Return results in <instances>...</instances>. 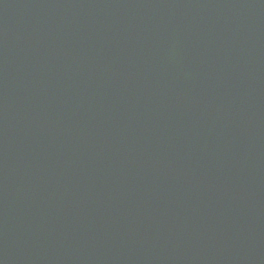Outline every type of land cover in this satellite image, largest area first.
Listing matches in <instances>:
<instances>
[{"label":"water","instance_id":"1","mask_svg":"<svg viewBox=\"0 0 264 264\" xmlns=\"http://www.w3.org/2000/svg\"><path fill=\"white\" fill-rule=\"evenodd\" d=\"M2 1H6L3 4V10L7 16L17 21L24 18L31 20L27 24L29 32H34L38 28L42 30V33L43 31L50 33L42 39L43 46H41V42L40 44L35 42L32 46L29 43L28 47L15 44V31L10 30L5 35L0 34V108L4 110L0 114V121L5 124L4 132L0 134V208L8 204L12 189L22 179L23 168L28 157L41 146L45 139L51 137H64L73 141L76 155L69 170L75 173L80 167L82 155L88 156L90 151L101 153L99 151L109 144H112L113 149L108 154L111 157H122L125 161L153 157L160 161L175 162V143L168 132L159 130V121L156 118V114L165 108L173 109L175 97H171L176 93L171 86L177 83V73L174 70L168 73V84L164 92V97L168 96L169 99L159 97L162 100L160 102L155 98V93L141 92L140 83L135 81L137 84L132 85L127 82L123 76L125 71L123 65H120L118 76L111 77L109 71L101 72L100 85H110L112 93L105 94L97 88L88 87L84 93L83 101L77 100L72 97L73 92L63 88L66 74L77 67H86L88 63L87 59L73 47L79 41L64 39L63 33L66 30L67 16L71 13V9L81 7L79 6L81 0ZM84 1L88 5L92 4L91 0ZM132 1L136 2L134 7L137 8L139 0H130L127 3L117 0V3H126L128 6ZM194 1L196 0H184V7L178 8L177 6V9L188 10L185 13L186 18H188V14L194 16V19L189 21L201 32L195 24V20L196 17L203 15L202 11L194 4L190 7L185 6V4ZM204 15L207 14L204 13ZM103 17V21H109L112 15ZM184 26H187V33L182 37V42L185 44L189 41L195 42L193 35L196 33L190 27L188 19L184 22ZM236 32L243 34L239 30ZM203 36L205 35L201 33L199 38H203ZM249 36V41H252L254 37ZM208 40L213 43L214 40L222 41V38L208 36ZM173 44L176 46L175 41ZM134 49V51H142L136 46ZM177 53L161 58L165 61L177 57V61H182ZM74 55H78L80 58L76 65H71L70 61ZM6 56H13L15 59H6L4 58ZM108 56L114 55L110 52ZM195 56L196 54L190 56L187 62L191 64V58H196ZM200 56L204 58L203 55ZM101 59L102 53L100 52L90 66L94 75L99 72ZM23 60H27L30 67L26 69L21 67L19 62H23ZM73 61L76 59L74 58ZM52 62L56 63L59 68L57 74L50 72ZM95 63L98 65L94 66ZM14 70L22 71L18 79L13 75ZM260 71H263V66L260 67ZM208 81L207 78L202 81V74L195 77L201 96L206 93L212 99L222 100L224 104V94L218 93L215 88L208 89ZM117 85L123 86L124 95L122 94L123 90L118 92ZM120 97H123L124 100L112 106L111 101L113 100L110 99ZM139 97H149L150 104L146 106L140 104L137 101ZM182 99V96L177 95V105L181 103ZM256 104H264V95L256 101ZM117 109L129 113L130 117H127L123 123L117 122L114 119L117 116ZM109 111H112L110 116ZM97 114L108 118L107 123L104 122V119L98 120ZM132 117H137L138 120L133 122ZM82 119L85 121L82 122ZM112 130L124 131L125 141L107 140L108 134ZM88 141L91 143L90 147L86 144ZM114 143L118 147H115ZM53 153L58 154L60 158L64 155L61 150H54ZM98 153L94 154L100 157L102 153ZM48 159H50V155ZM62 161L68 160L63 157ZM91 164H93L92 160ZM37 168L42 171L41 173L48 172V175L52 177V170L55 169V166L49 163L46 168L43 165H39Z\"/></svg>","mask_w":264,"mask_h":264},{"label":"bare ground","instance_id":"2","mask_svg":"<svg viewBox=\"0 0 264 264\" xmlns=\"http://www.w3.org/2000/svg\"><path fill=\"white\" fill-rule=\"evenodd\" d=\"M121 1L125 2L126 0ZM171 1L139 0L136 8L134 7L136 5L135 1L130 2V6L116 7L112 3H117V0H91L92 5L88 8L87 2L81 0L79 6L84 9L83 16L78 20L67 21L63 38L79 41L73 47L87 59L88 66L77 67L67 72L63 85L64 90L73 92L72 97L80 101H83L84 93L88 87L97 88L102 93L110 94L112 93L110 85H100L101 72L109 71L111 77L118 76L120 65H123L125 69L123 73L124 79L132 85L137 84L135 81L140 83L142 86L141 92L146 94L155 93V98L160 102L162 100L159 97L169 99L168 96L164 97V92L168 84V73L174 70L177 73V83L171 87L176 94L172 95L171 98L175 97L173 109L177 112V95L192 99L196 98L199 93V86L195 82V77L201 75L204 69L206 73H211L213 68L221 63L216 58L218 51L226 56L229 54H242L244 56L243 62L234 59L241 66V69L237 72L239 78L245 77L242 72L245 69H249L248 66H264V46L256 47L252 45L247 36L233 31L234 28L239 27L241 22H243L241 18H245L244 22H247L249 26H256L257 36H264V14L259 15L256 12H252V9L257 8L262 2L264 3V0H244L246 5H242L237 14L230 19L229 27L231 30L228 33L223 31L222 41L214 40L213 43L208 42L204 38H199L201 32L189 21L194 19V16L188 14V18H186L185 12L182 9H177V6L178 8L184 7V0H177L175 3H171ZM247 1L251 3L248 5ZM253 1L256 2L255 5L252 3ZM235 2L236 0H226L227 7L234 5ZM212 3H216L219 8L224 5L222 0H212ZM164 4L166 5L165 8L162 7ZM106 14L116 16L118 23L115 24L111 20L107 23H99L100 18ZM132 15L134 17L130 18ZM186 19H188L190 27L196 33L193 35L195 42L189 41L187 44L182 42V37L187 33V28L184 26ZM8 25L16 32L22 29L20 23L15 20H9ZM101 28L104 30L103 33H101L103 31ZM219 30V26L212 25L209 33L212 36L218 33ZM173 41L176 42V46ZM134 46L142 51H134ZM177 49L179 50L178 53ZM100 52L102 53V59L99 72L94 75L90 66ZM110 52L114 56H108ZM175 53H177L178 57L180 56L179 58L182 61H177V57H172L165 61L161 58ZM195 54L196 58H191L192 63H188L187 59ZM200 55H203L204 58ZM74 58L76 61H73ZM79 58L78 55H74L70 64L76 65ZM22 64L25 68L30 67L27 60H23ZM97 65L96 63L94 64V66ZM251 68L254 69V67ZM224 71L225 69H223ZM50 72L54 74L59 72L56 63L52 62ZM70 72L71 74H69ZM21 74V70L13 71V75L17 79ZM117 88L119 93L123 90L122 85H117ZM122 94L124 95L125 91ZM110 100H113L111 104L115 106L121 103L124 98H111ZM137 101L144 106L150 104L149 97H139ZM3 111L0 108V114ZM108 114L110 116L112 111H109ZM96 118L100 121L104 119L106 123L108 120L101 114H97ZM84 121L82 119V122ZM4 130L5 124L0 121V134ZM112 137L116 138L115 135H112ZM86 144L90 147L91 143L88 141ZM114 146L118 147L116 143H114ZM214 148L220 150L216 144H212L206 151H209L214 156H220V153L213 152ZM112 149V144H109V146H104L99 152L102 155H107ZM92 152L98 153L90 151V153ZM63 157L67 160H72L74 154L65 150ZM6 222L7 219L4 217L1 224L4 226ZM4 240L3 233L0 241Z\"/></svg>","mask_w":264,"mask_h":264}]
</instances>
